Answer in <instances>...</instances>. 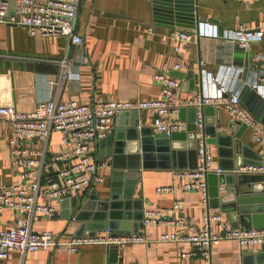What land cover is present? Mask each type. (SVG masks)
Listing matches in <instances>:
<instances>
[{"label": "crops", "instance_id": "0c3cea01", "mask_svg": "<svg viewBox=\"0 0 264 264\" xmlns=\"http://www.w3.org/2000/svg\"><path fill=\"white\" fill-rule=\"evenodd\" d=\"M153 3V0H81L75 29L84 41L82 52L86 61L83 63L77 56L78 48L66 36L31 34L25 26L0 23V104H14L20 110L31 111L40 101L51 96H57L62 101L73 99L80 104L105 100L159 99L161 89L154 81V74L164 71L180 80V107L172 119L185 123V130L178 132H186L189 120L192 119L191 109L194 108L186 103L194 100L196 92L200 90L198 82L194 90H191L190 83L193 84L194 80L186 77L190 72L199 73L200 70L215 74L222 65H235L232 55L227 54L232 43L224 38L201 37L196 33L191 41L179 43L171 36L172 31L177 28L155 20ZM195 7L198 22L213 23L222 32L235 30L240 26L252 28L264 21V0H195ZM177 45L180 46V53L175 51ZM252 50L254 55L264 52V40L253 44ZM64 58L69 59L73 69L70 77L64 76L59 64ZM254 62L255 67L248 70L246 79L242 74V82L239 83L242 88L250 85L254 91L249 90L241 104L264 127V96L252 86L264 72V61ZM178 63L181 67L175 69ZM205 116L207 123L217 121V132L230 133L229 125L234 119L225 108L221 107L218 114L209 110ZM129 119V116L117 115L112 132L92 144L95 159L111 164V169L102 170L105 180L74 195L82 198L97 194L106 198L113 188L119 189L124 196L131 194L130 197L137 199L136 205H142L144 214L149 210H161L168 219L183 217L198 230L203 218V195L201 191L181 190L180 182L173 178L174 170L179 168L155 167L142 168L139 172L129 171L124 168L126 158L114 157L115 133L118 129L126 130L125 122ZM138 119V125L152 126V116L148 111H138ZM252 135L253 129L247 127L241 138V142L250 147L247 160L258 162L261 158V163H264V140L256 141ZM11 139L10 123L0 122V186L19 180L11 161ZM190 139L171 143L172 148L181 150L177 152L178 164H188L190 160L191 155L185 150L192 142ZM212 145L214 164L219 166L218 146ZM61 148L60 133L54 132L50 151L55 153ZM128 148H132L130 143ZM227 150L223 154L229 155ZM114 160L122 167H115ZM223 161L226 167L233 164V158L227 157ZM225 172H234L230 173L234 174L233 178H229L232 184H238L237 175L243 173L237 170ZM247 174H244L247 176L242 180L249 182L255 179L254 173ZM165 186L173 187V192H158L159 187ZM219 186H223L224 191L229 189L225 183ZM235 186L240 191L251 189L246 184ZM252 186L262 187L258 182ZM255 195H247L246 200L251 201L253 198L254 201ZM177 202L182 204L179 210L174 208ZM51 203L57 207V216L52 219L35 217L33 230L53 231L59 234L62 241L72 239L80 227V222L75 220L76 209L72 210L73 202L68 200L64 204L54 201ZM211 210L221 211L213 207ZM135 211L133 208L132 212ZM221 212L226 220L234 224L228 211ZM14 223L13 212L5 209L0 220V230ZM95 228L97 235H104L108 230L102 229V226ZM142 230L151 238L150 243H130L120 248L104 244H83L74 254L65 250H35L27 252L24 257L19 250H12L8 259L0 264H108L112 249L122 252L119 256L122 258L120 264L204 263L200 255H190L194 251L190 243L158 240L162 233L176 230L171 223L148 225L139 229ZM211 258L212 264H264V246H240L235 240L225 239L212 247Z\"/></svg>", "mask_w": 264, "mask_h": 264}, {"label": "built area", "instance_id": "2783aa9c", "mask_svg": "<svg viewBox=\"0 0 264 264\" xmlns=\"http://www.w3.org/2000/svg\"><path fill=\"white\" fill-rule=\"evenodd\" d=\"M80 3L81 0H0V23L25 26L31 34L66 36L78 48L77 56L83 63L86 61L82 52L84 41L75 29ZM194 33L201 37L231 40L249 50L253 44L264 40V21L252 28L240 26L235 30H226L222 35L217 25L200 21L194 32L175 29L171 36L184 43L191 41ZM175 51L180 53L179 45ZM253 60L264 61V52L255 54ZM59 64L65 77L73 74L68 58L62 59ZM180 67L179 63L175 65V69ZM243 71V66L235 65H222L215 74L203 70L201 90L196 92L194 100L186 103L196 109L197 166L176 169L173 178L180 182L183 191L202 192L204 210L200 228L197 230L183 217L168 219L161 210H149L141 220L144 228L159 223L174 225L175 231L162 233L158 240L190 243L194 249L190 255H200L204 259L203 264H212V247L225 239L235 240L240 246L264 245V228H234L221 211L212 212L210 207L208 175H219L223 170L214 164L213 145L208 142L206 133L204 106L225 108L233 119L253 129L254 140H264L263 125L241 104L242 87L239 83L242 82ZM154 81L161 89L159 99L105 100L80 104L73 99L62 101L57 96H51L40 101L31 111L20 110L14 104H0V122L10 123L11 161L19 177L15 183L0 186V220L5 209H10L15 216L12 226L0 230V262L6 261L12 250H19L23 257L35 250H65L74 254L83 244L120 248L130 243L152 241L144 230L116 233L109 229L104 235L86 232L62 241L59 234L49 230L35 231L32 225L35 217L52 219L57 216V207L51 202L61 203L69 195L78 194L105 180L102 170L111 169V164L95 159L92 144L112 132L117 115L124 111L146 110L152 116L155 132L170 135L185 130V123L172 119L180 107V80L168 72L159 71L154 74ZM252 86L264 96V72ZM54 132L60 133L62 148L51 153L50 143ZM239 171L264 174V163L243 166ZM220 189L225 190L223 186ZM157 190L169 193L174 188L165 186ZM181 207L180 202L174 205L176 210Z\"/></svg>", "mask_w": 264, "mask_h": 264}, {"label": "water", "instance_id": "95a60500", "mask_svg": "<svg viewBox=\"0 0 264 264\" xmlns=\"http://www.w3.org/2000/svg\"><path fill=\"white\" fill-rule=\"evenodd\" d=\"M154 16L157 22L180 30H188L194 32L198 24V14L196 12L195 0H153ZM222 35V30H219ZM232 43L228 49V55H232L233 63L244 67L243 78H247L248 70L255 67L256 63L253 60L254 51L246 50L231 40ZM188 79H193V84L190 83V89L194 90L195 84L198 82L200 90L203 85L202 70L199 73L190 72ZM250 85H246L240 92V99L244 101L245 95L251 90ZM254 91V89H252ZM204 114L208 111H220V107L204 106ZM217 109V110H216ZM192 119L189 120L186 132H173L170 135L163 132H154L153 127L138 125V111L130 110L121 113L122 116H129L130 119L126 123L127 129L115 133V144L113 155L115 158L123 156L126 158L125 169L129 171L139 172L144 168H195L197 166V134H196V109H191ZM206 117V116H205ZM218 116L216 115V120ZM206 120V118H205ZM207 123L206 133L208 134V142L218 146L219 166L223 173L209 174V196L211 198L210 205L213 208H219L221 211H228L232 217L234 228H264V174H255L253 181L242 180L247 173L237 175L238 184L229 182V178H233L234 172L239 171L240 167L247 165H260L261 158L258 162L247 160V151L250 149L249 144L241 142L242 134L247 130V125L235 120L231 122L230 133L217 132L216 122ZM239 129L236 131V129ZM125 131V132H124ZM191 138V139H190ZM192 140L189 146H186V152L189 151L190 160L188 164H181L177 160L178 149L172 148L171 143L177 140ZM129 143L132 148L129 149ZM191 145V146H190ZM229 152V155L223 154V151ZM233 158V164L230 167L223 165V159ZM236 160V161H235ZM115 167H122L116 164ZM247 174V175H244ZM127 175V173L125 174ZM260 183L262 187L252 186L253 183ZM225 183L229 188L228 191L220 189L219 184ZM247 185L251 189L236 190L235 185L239 187ZM119 189L113 188L112 193L106 198H101L97 194H89L87 197L80 198L79 195H69L62 202L68 200L73 202L72 210L76 209L75 220L80 222V227L75 236L84 235L88 232L91 235L96 234L98 226H102L104 230L118 231L119 233H138L140 228H143L141 220L144 216L142 205H136L137 199L130 197L131 194L124 196ZM249 194H256L255 200L247 201L246 197ZM230 196L233 198L230 199ZM132 202V203H131ZM131 204V206H130ZM130 206V207H129ZM136 210L132 212V210ZM264 246V245H263ZM122 252L117 249H112L109 252L108 264H120L122 258L119 257ZM264 263V261H263Z\"/></svg>", "mask_w": 264, "mask_h": 264}]
</instances>
